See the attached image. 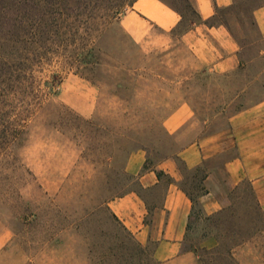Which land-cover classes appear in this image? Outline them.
Here are the masks:
<instances>
[{
	"label": "rangeland",
	"instance_id": "374dc122",
	"mask_svg": "<svg viewBox=\"0 0 264 264\" xmlns=\"http://www.w3.org/2000/svg\"><path fill=\"white\" fill-rule=\"evenodd\" d=\"M167 1L183 10L179 1ZM238 4L243 28L234 18L225 19L240 38L242 58L248 61L243 70L228 75L194 72L197 64L177 32L152 30L144 43L135 44L117 20L99 40L100 69L69 67L64 58L50 56L35 64L33 79L21 87L26 88L23 96L0 101V122L23 131L17 145L0 151V223L12 234L0 264H160L153 258V245L139 249L107 209L114 196L136 188L135 180L122 188L114 181L124 162L120 149L140 134L151 161L168 153L174 144L162 122L182 102L191 106L202 133L209 134L227 130L231 116L264 100V76L253 80L264 64V51L258 55L264 40L249 25V6ZM67 79L80 81L68 91L77 103L85 100L78 89H94L90 117L82 118L66 105L62 84ZM117 83L122 86L116 89ZM202 172L185 173L183 181L197 199ZM53 178L61 181L56 192ZM244 183L241 191L250 187ZM161 194L162 189L157 201ZM198 205L185 247L199 249L205 248L211 226ZM234 210L243 213L239 205ZM234 257L239 264H264V234L238 247Z\"/></svg>",
	"mask_w": 264,
	"mask_h": 264
},
{
	"label": "crops",
	"instance_id": "0c3cea01",
	"mask_svg": "<svg viewBox=\"0 0 264 264\" xmlns=\"http://www.w3.org/2000/svg\"><path fill=\"white\" fill-rule=\"evenodd\" d=\"M240 1L250 6L249 14L260 36L264 37V0ZM188 2L202 20H208L214 16L215 7L227 8L238 4L239 0ZM179 21L180 16L159 0H136L120 16L117 25L132 42L141 44L150 37L152 30L170 34ZM179 40L197 64L194 72L228 75L238 69L239 45L223 26L195 25ZM71 84H80V81L67 79L62 84L66 105L80 117H90L94 109L91 104L95 99L94 89L87 85L78 89L76 92H82L85 100L77 103L68 94ZM162 126L174 144L176 157L148 165L147 151L131 153L125 163V172L135 180L136 188L110 200L107 206L140 246L153 245V258L158 263L202 264L194 252L185 249L192 203L180 184L185 173L196 172V169L203 171L198 201L207 216L228 206L231 192L244 182L249 183L259 207L264 210V101L231 116L227 130L222 132L202 133V125L186 102L180 103L163 120ZM217 159L224 161L221 165H208ZM157 174H161V178ZM56 179H49L56 187L55 192L61 182ZM161 189L157 201L156 194ZM11 239L10 230L0 223V253ZM215 245L214 240L208 239L204 247L211 249Z\"/></svg>",
	"mask_w": 264,
	"mask_h": 264
},
{
	"label": "trees",
	"instance_id": "16d2710c",
	"mask_svg": "<svg viewBox=\"0 0 264 264\" xmlns=\"http://www.w3.org/2000/svg\"><path fill=\"white\" fill-rule=\"evenodd\" d=\"M135 1L0 0V101L3 99L9 100L10 96L14 98L23 96L26 88L21 89V87L33 79L32 69L35 64L43 59H49L50 56L64 58L69 67L89 72L100 69L102 59L99 40L111 25L119 19L123 11L131 8ZM159 1L180 16V21L171 30V34L177 32V35L181 37L192 27L199 24L210 27H225L239 45V65L236 71L243 70L248 61L242 58L240 38L225 19V17H232L243 28V23L238 19L241 15L239 4L223 9L215 7L214 16L208 20H202L188 0H177L183 4V10L174 2ZM186 14L189 18H186ZM248 21L259 39L264 40V37L260 36L256 23L250 14H248ZM263 51L264 49H260L258 55ZM202 72L206 73V71ZM263 76L264 64L253 77V80L257 82ZM86 79L92 85H96L91 77H86ZM186 80H189V78ZM121 86L120 83H117L116 89ZM115 94L116 92H114ZM12 110L14 111L15 108H12ZM0 126V151L5 152L10 146L19 143L23 131L21 127L18 128L12 123L0 122ZM134 136L136 137L132 140L130 146L127 145L120 149V155L125 152L124 162L116 169L114 180L120 188L130 184L133 180L125 172V163L131 153L137 150H145L148 153V165L155 163L149 159V148L140 144L141 135L136 134ZM165 136L169 138L167 134ZM151 146L160 149V145ZM168 150L169 152L161 156L156 162L168 157H176L174 148L170 147ZM146 168L147 165L144 166V169ZM195 171L198 172L199 170L196 169ZM157 176L161 178V174H157ZM201 180H203V175ZM243 185L246 184L242 183ZM180 188L192 203L190 224L187 230L189 232L194 209L199 207V203L197 197H194L183 186V183L180 184ZM240 189L241 187H238L231 192L228 206L215 215L205 217V220L211 226L209 234L205 235V239L214 240L216 245L211 249L185 247L188 251L194 252L202 264H239L234 257L235 250L256 235L264 234V210L259 207L248 184L245 190L241 191ZM128 190L119 193L114 198L123 196ZM248 195L250 197H247ZM249 198H251V201ZM236 205L243 209L240 216L235 214ZM107 209L112 220L119 224L128 235H131L110 212L108 207ZM199 212H201L200 208ZM136 244L139 249L143 248L137 242Z\"/></svg>",
	"mask_w": 264,
	"mask_h": 264
}]
</instances>
